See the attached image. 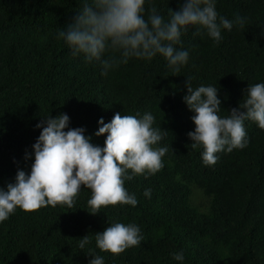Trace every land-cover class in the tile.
<instances>
[{"label": "trees", "instance_id": "16d2710c", "mask_svg": "<svg viewBox=\"0 0 264 264\" xmlns=\"http://www.w3.org/2000/svg\"><path fill=\"white\" fill-rule=\"evenodd\" d=\"M84 3L0 0V188L15 183L20 170L30 174L32 146L42 131L36 125L62 113L68 128H84L101 148L107 137L95 135L101 118L109 123L117 112L152 114L153 127L168 131L155 146L168 149L163 167L125 179L135 207L118 204L90 215L91 190L82 186L71 208H17L0 222V264H89L95 256L104 264H264V130L245 121L247 146L217 153V163L206 166L203 148L191 147L195 114L183 100L189 77L194 90L217 87L223 118L239 107L249 85L264 83V0H215L218 18L233 22L231 30L221 28L216 42L190 28L175 45L189 52L178 73L157 54L130 57L106 75L100 61L74 56L58 38ZM183 3L145 0V19L155 6L167 22L169 8ZM110 56L121 59L106 52L102 60ZM118 222L138 226L142 240L114 256L96 247L95 234ZM87 235L91 242L81 249L79 239ZM179 253L183 261L174 259Z\"/></svg>", "mask_w": 264, "mask_h": 264}, {"label": "clouds", "instance_id": "9594fccd", "mask_svg": "<svg viewBox=\"0 0 264 264\" xmlns=\"http://www.w3.org/2000/svg\"><path fill=\"white\" fill-rule=\"evenodd\" d=\"M145 13V0H91L83 5L67 30H60L74 56L83 55L86 62L100 61L104 75L117 63H127L130 57L151 60L160 54L167 60L173 73H178L189 59L187 50H177L181 36L190 28L195 34L202 31L216 42L221 40V28L231 30L233 22L218 18L215 0H184L177 11L169 8V20L157 12L155 6ZM236 24L244 26V19L237 17ZM106 52L119 53L103 59ZM192 78L186 79L187 94L184 103L192 116L195 130L188 133L191 147L203 148L202 161L206 166L215 165L217 153L247 146L245 121L256 122L264 130V83L249 85L238 108L221 117V100L218 88L199 86L195 90ZM154 117L146 113L142 118L117 112L111 122L99 120L96 136L107 134L104 147L91 143L84 128H68L67 114L43 119L37 128L42 131L32 146L34 163L31 172H17L15 183L0 188V222L9 218L17 208L31 213L42 207L74 206V200L84 186L91 190L88 206L90 215L100 209L116 205H137L134 195H129L124 181L134 176L152 175L162 167V157L167 147H155L168 133L154 128ZM65 129H68L65 131ZM131 170V175H128ZM151 190L144 195L150 196ZM142 236L135 224L114 223L102 233L95 234L96 247L114 256L140 244ZM91 242L89 235L79 239L83 249ZM174 259L183 261L182 253ZM89 264H104L103 257L95 256Z\"/></svg>", "mask_w": 264, "mask_h": 264}]
</instances>
